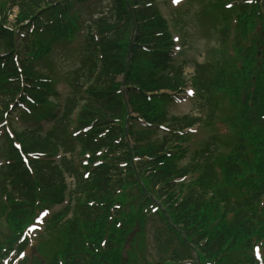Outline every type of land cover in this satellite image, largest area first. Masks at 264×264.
<instances>
[{
    "label": "trees",
    "instance_id": "16d2710c",
    "mask_svg": "<svg viewBox=\"0 0 264 264\" xmlns=\"http://www.w3.org/2000/svg\"><path fill=\"white\" fill-rule=\"evenodd\" d=\"M71 1L0 0V51L7 54L4 66H0V123L4 113L9 110L8 105L20 90L31 91L32 97L31 102L26 101L31 114L23 113L24 118L36 121L51 112L54 103L51 97L55 94L53 78L36 72L30 61L19 72L11 55L22 52L16 40V30L19 23L27 20L35 25V30L27 36L30 42L34 40L35 44L39 43L38 56L46 54L51 43L72 37L78 19L74 16L70 18L68 10ZM128 1L132 6L140 5L133 9L134 22L126 10L125 0H113V13L101 15L95 20L100 37L93 40L88 34L84 60L73 78L75 94L66 100V111L52 129L44 134L29 128L15 132L22 152L25 155L35 153L40 157L28 156L29 166H26L6 135L7 163L0 169V193L6 195L7 206L11 209L7 216L8 224L13 233L18 232L37 207L61 202L65 189L64 173L69 174L75 178L74 201L72 207L68 208L72 215L67 221H61L56 216L51 219L49 227L55 233L50 232L49 246H42L43 254L47 257L46 264H122L120 249L124 237L121 236L134 226L135 221L142 222L144 219L140 212L124 214L120 210L124 205V198L120 195L125 188L137 183V172L139 178L149 182L147 185H159L157 191L166 196L172 221L181 224L180 230L188 242L198 248L203 261H221L222 255L233 250H241L245 255L243 259L247 257L248 260L246 252L253 236L264 233V214L259 216L252 209L258 199L256 190H264V128L263 132L258 131L257 114L252 117L248 96L244 100L241 90L236 89L232 78L235 76L230 71L232 65L224 66L213 75L210 85L211 88L227 92L229 105L235 108L232 116L237 114L244 131L235 134L231 139L235 145L226 155L220 156L219 175L222 178H218L212 167L207 166L180 204L171 206L174 196L169 180L197 166L178 170L173 160L178 158L174 157L178 150L176 142L180 140L177 131L187 127L189 120L168 122L169 135H162L159 142L151 140L152 128H144L137 133L141 136L137 145L136 131L130 126L128 134L134 140L131 150L124 140V125L128 106L152 127L164 123V107L169 97L157 94L149 99L145 93L162 88L176 90L183 79L180 70H173L171 75L163 74L168 61L166 48L169 35L164 22L156 14V8L145 6L148 0ZM211 2L213 7L218 5L217 1ZM14 6L18 9L15 20L18 25L12 29L5 25L8 23V11ZM132 27L136 28L138 36L131 49L124 80L127 105L119 92L121 84L117 76L126 70V49ZM154 31H161L157 33L160 36H155ZM141 44L152 46V50L138 49ZM24 54L27 58H38L35 52L30 57L28 53ZM22 82L26 85H22ZM263 88L261 84L257 89L260 93L257 99L261 98L262 101L258 110L264 109ZM240 105L241 109L237 110ZM74 111L76 115L73 119ZM86 127L87 131L81 132ZM71 129L80 132L73 136ZM57 150L69 153L70 159L62 157L59 164L54 163L51 158ZM73 154H88L89 165L83 166L89 170L86 178L79 171L80 165L71 159ZM131 156L140 158L135 168L131 164ZM96 159L100 160V164L92 167ZM122 163H125L124 169L119 166ZM147 171L150 176H144ZM219 181L221 184H217ZM231 181L236 183L233 193L237 191L238 194L240 187L244 195L242 200L237 199L232 204L226 201V186L232 184ZM148 190L152 191L153 188ZM221 201L234 213L229 222L219 212L218 203ZM120 216L122 224L117 227L121 222ZM215 217L219 221H213ZM7 237L0 241V250L11 245L6 242H13ZM219 264H224V261Z\"/></svg>",
    "mask_w": 264,
    "mask_h": 264
},
{
    "label": "rangeland",
    "instance_id": "374dc122",
    "mask_svg": "<svg viewBox=\"0 0 264 264\" xmlns=\"http://www.w3.org/2000/svg\"><path fill=\"white\" fill-rule=\"evenodd\" d=\"M167 3H162L160 1H157L158 4L161 5V10L164 13V15L167 16H173L175 20L177 21L176 26L177 29H179L180 32H176L172 30V36L173 35H179L180 42L179 44L182 46L181 51L177 54L179 55L175 61L184 62V72L187 75H191L193 72H196L195 67L198 66V64L206 63V62H212L215 60L214 58L220 56L217 55V49L220 48V42L222 39V26L223 23L221 22L220 25H215L214 22L210 19V17L214 14L215 10L208 4L210 0H190L189 5L185 7L184 12L181 14H178L176 16L172 13V6L170 5V1L166 0ZM214 1V0H213ZM99 2V7L106 10L108 6L110 5V1L108 0H101ZM184 3L188 4V0H185V2L181 3L180 5H185ZM165 4H168L167 7ZM98 9V8H97ZM17 9L12 8L9 14V22L13 23L16 15ZM86 14V13H85ZM212 14V15H211ZM171 22V21H170ZM241 29V27L239 28ZM233 31V33L238 32L234 29H230ZM260 25H257V27L253 28L252 31H246L248 32L247 36L250 37H259L263 36V33L260 32ZM247 43V41H246ZM230 47V46H229ZM231 49V48H230ZM55 62L56 66H58V71L63 73L67 70L68 67L73 66L74 59L70 58L69 56L58 54L57 56L51 57ZM57 71V72H58ZM57 90L60 92H66L67 88L59 81L58 85L56 86ZM66 94V93H65ZM63 94V96H65ZM205 112H209V107L207 103L202 100L198 99L196 96L195 98L190 97L186 100H183L182 102H175L173 106L170 109L169 114L173 115H183V114H192L194 116H200L202 115V119L204 120ZM17 126L25 125L24 122L14 119ZM47 125L45 124V127ZM194 135L191 137V141H188L185 143L186 146H188V153H185V156L178 162L179 166H182L186 163H188L191 160V154L195 149L199 150L203 148L204 143L208 138H210V127L208 126H200L196 125L194 128ZM161 133H158L155 135L151 140L154 142L158 140V138L161 136ZM67 182L69 184V188L72 187V180L71 178L67 179ZM65 203V202H64ZM62 205L53 206L50 208L46 213L43 214V217H41L40 222H38L39 225H42V220L45 221L47 217L54 211H57ZM47 216V217H46ZM45 217V218H44ZM68 217V216H67ZM161 227V223L158 221H155L153 223H149L147 225V243L149 244L148 248H145L142 246L140 241L136 238L135 241L131 245V250H129L128 255L125 257V260L127 261V264H142V262L146 263V260H155L158 259V256H161L160 253L164 252L166 248L169 246L170 243H172V240H168L163 245L155 244L153 241L155 240L156 234L158 229ZM44 229V227H42ZM42 229V230H43ZM4 230V229H2ZM2 230L0 229V234H2ZM37 232L31 233L32 241L36 242V235ZM52 234L55 233L53 230L51 232ZM39 234V233H38ZM50 234V232H49ZM50 241V240H49ZM49 241L43 243L42 245L44 248H46V245L49 246ZM32 250L29 248L28 253ZM27 253V254H28ZM132 258L134 260H132ZM45 258V263H46ZM226 261H237L239 262L234 254L231 255ZM131 262V263H129ZM141 262V263H140ZM188 262H184L183 264H187ZM225 263V264H226Z\"/></svg>",
    "mask_w": 264,
    "mask_h": 264
},
{
    "label": "snow or ice",
    "instance_id": "6c2138e0",
    "mask_svg": "<svg viewBox=\"0 0 264 264\" xmlns=\"http://www.w3.org/2000/svg\"><path fill=\"white\" fill-rule=\"evenodd\" d=\"M174 2H177V0H174Z\"/></svg>",
    "mask_w": 264,
    "mask_h": 264
}]
</instances>
